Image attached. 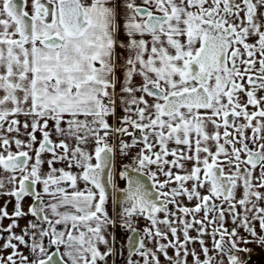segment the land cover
<instances>
[{"label": "snow or ice", "instance_id": "obj_1", "mask_svg": "<svg viewBox=\"0 0 264 264\" xmlns=\"http://www.w3.org/2000/svg\"><path fill=\"white\" fill-rule=\"evenodd\" d=\"M257 249L264 0H0V264Z\"/></svg>", "mask_w": 264, "mask_h": 264}, {"label": "crops", "instance_id": "obj_2", "mask_svg": "<svg viewBox=\"0 0 264 264\" xmlns=\"http://www.w3.org/2000/svg\"><path fill=\"white\" fill-rule=\"evenodd\" d=\"M121 187H123V184H121ZM5 223H7V221ZM24 223L26 222L22 221V225ZM118 264H122V258ZM251 264H264V252H261L259 249H257L252 255Z\"/></svg>", "mask_w": 264, "mask_h": 264}]
</instances>
